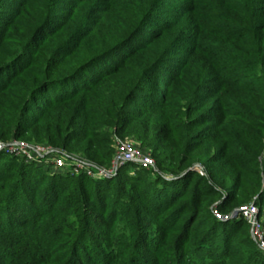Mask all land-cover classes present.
Returning <instances> with one entry per match:
<instances>
[{
    "label": "trees",
    "instance_id": "16d2710c",
    "mask_svg": "<svg viewBox=\"0 0 264 264\" xmlns=\"http://www.w3.org/2000/svg\"><path fill=\"white\" fill-rule=\"evenodd\" d=\"M184 20L192 32L176 38ZM203 36L213 38L221 76L259 72L249 95L264 101V0H0V141L48 146L108 171L113 136L127 135L155 159V169L137 166L138 176L117 181L48 175L0 154V264H116L92 240L96 228L128 230L118 247L135 248L124 264H264L240 214H213L253 203L264 220L263 143L223 134L234 126L227 118L212 128V142L211 134L193 140L196 95L169 92L186 66L182 43ZM92 39L99 46L81 56ZM195 166L207 175L183 176Z\"/></svg>",
    "mask_w": 264,
    "mask_h": 264
},
{
    "label": "rangeland",
    "instance_id": "374dc122",
    "mask_svg": "<svg viewBox=\"0 0 264 264\" xmlns=\"http://www.w3.org/2000/svg\"><path fill=\"white\" fill-rule=\"evenodd\" d=\"M80 11H82L83 13H87V10L81 9L78 11V13ZM78 13H76L75 15L77 16ZM73 25L74 24H72L71 26L73 27ZM175 28L176 29L174 30V36L176 38H182L186 34L192 32L193 26L191 25V23L184 20V22H182ZM60 36L61 35H59V37ZM211 40H213V38L203 36L200 38L197 45L192 46L188 45V43H182V47L186 49L183 50V55L178 58H180V60H182V62H184L186 66L182 69L183 71L181 77L176 80L175 88L170 89L169 91L175 95L176 100L196 95V97H191L193 99L197 98L195 101H193V99L192 101L190 100L191 107L199 109L201 117L197 121V126L194 125L193 128L189 129L191 130V133L193 135V140L202 142L205 137L208 138V136H210L211 134L212 142L213 133L216 130H212V128L215 125L217 126L219 122H223L227 118L229 122L234 123V126L225 127L223 134L233 131L241 136L245 140V142H247V144L252 147L258 146L261 143H263L264 145V101L251 97L249 95L250 91L248 89V87L260 77L259 72H257L256 70H245L243 76L246 79H243L242 81H239L237 78H231L228 80L224 75L221 76V74H223L221 71L223 62L214 56L215 50L213 48V43H211ZM44 45L54 50L53 42H46ZM93 45L99 46L96 45L93 39L91 42L89 41L88 43H84L79 50V54L83 56L89 48L94 47ZM176 61H178V59H176ZM222 80L223 82H225L224 80L228 81V85H225ZM229 84L231 86H229ZM208 97L210 98L207 99ZM175 111H177V109H175ZM196 116L197 115H194V117ZM207 120L210 123H205ZM171 124V128H179L180 126V123L176 121H171ZM184 134L185 132L180 131L177 135L168 139V141L176 143L179 141V139H181L182 136H184ZM163 136L164 138H167L165 134ZM121 138L134 143L147 155H149L155 162L154 157H152L151 155V150L148 147L143 146L138 140H136L135 136L125 135ZM215 153L216 149L211 148L210 156H213ZM54 159V156H51L49 159H47L50 160L49 162L51 166H53L52 162L54 161ZM66 160V164L68 165L67 170H69V168H71V165L69 164L70 159L66 157ZM260 161L264 165V151L260 155ZM44 165L45 163L36 164L38 168L45 171L44 174L53 175L56 169L51 166V168H49L48 166L44 167ZM139 169L141 168L139 167ZM139 169H137V165L135 164H130V166L125 165L120 169L122 171L121 173L119 172V170L113 175L114 177L111 178L116 179L117 181L134 179L136 176H138L137 174ZM71 170H73L72 174H74L75 176H79L83 173V170L79 172H75V169ZM202 174L204 176L207 175L206 171ZM112 207L113 206L109 207L107 213L111 212ZM115 223H117V221ZM126 232L128 234V230L125 229L122 231H116V234L112 236L110 234L106 235L104 231L96 228L94 230V233L92 234V240L95 243L100 244L99 248H104L102 249L104 250V254L103 251H101L103 255H109V257L117 261L116 264H124L125 262L132 260L131 254L124 255L126 250H128L129 252L135 248L132 242L127 243L126 247L124 248L118 247L123 242H126V238H124V234ZM106 241L114 243V247L103 244ZM130 244L132 245L131 248H129ZM83 247L85 248V246ZM110 248L114 253H110ZM86 252L87 254H90L91 251L89 249V246H86ZM108 264H110V262Z\"/></svg>",
    "mask_w": 264,
    "mask_h": 264
},
{
    "label": "built area",
    "instance_id": "2783aa9c",
    "mask_svg": "<svg viewBox=\"0 0 264 264\" xmlns=\"http://www.w3.org/2000/svg\"><path fill=\"white\" fill-rule=\"evenodd\" d=\"M113 141L115 145V153L112 161V168L108 171L103 168H100V170L97 168L96 170L92 169L93 167L91 168L86 165L80 158L77 157H67L68 159H71L69 163L71 168L67 170L68 165L66 164V157L62 156L61 153L59 154L60 151L17 140L9 142L0 141V154L16 157L28 163H45L44 167H53L56 171L73 173V170L71 169H75V172L83 170V173L89 177H96V174L103 175L105 177L106 174L114 175L128 164H135L141 169H155V162L153 159L134 143L129 140H123L116 135L113 136ZM51 156L55 157L52 162L53 166L50 165V160H47ZM200 173L202 174V172ZM213 214L220 220L229 217L221 216L216 209H213ZM239 214L249 224L252 240L255 242L260 252L264 254V220L263 217L260 216L258 207L253 203L243 206L239 208L238 215Z\"/></svg>",
    "mask_w": 264,
    "mask_h": 264
},
{
    "label": "water",
    "instance_id": "95a60500",
    "mask_svg": "<svg viewBox=\"0 0 264 264\" xmlns=\"http://www.w3.org/2000/svg\"><path fill=\"white\" fill-rule=\"evenodd\" d=\"M59 153H62V152H59ZM64 156H66V157H69L66 153H62ZM95 168H97V167H95ZM97 169H99L100 170V168H97ZM192 172H204V168L202 167V166H195V167H193V168H191V169H189L188 171H186L184 174H183V176H185L186 174H188V173H192ZM106 177H114L113 175H109V174H106ZM164 178L165 179H167V180H175V178H173V177H170V176H164ZM237 216H238V210L237 211H235L232 215H230L228 218H224L223 219V221H229V220H231V219H235V218H237Z\"/></svg>",
    "mask_w": 264,
    "mask_h": 264
}]
</instances>
